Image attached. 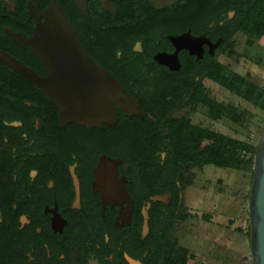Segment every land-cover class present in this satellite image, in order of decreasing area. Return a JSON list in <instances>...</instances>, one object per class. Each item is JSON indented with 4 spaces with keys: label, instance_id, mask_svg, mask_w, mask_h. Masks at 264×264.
Listing matches in <instances>:
<instances>
[{
    "label": "flooded vegetation",
    "instance_id": "obj_1",
    "mask_svg": "<svg viewBox=\"0 0 264 264\" xmlns=\"http://www.w3.org/2000/svg\"><path fill=\"white\" fill-rule=\"evenodd\" d=\"M53 1L85 51L134 97L141 116L115 109L111 124L103 118L97 127L62 125L40 88L0 62V264H145L150 228L148 216L144 234L142 208L156 204L164 222L174 192L158 167L130 163L126 149L113 148V137L123 131V120L143 116V101L162 107L165 94L173 106L169 116H183L176 113L186 106L192 78L203 81L193 67L218 60L223 35L233 41L230 22L240 0H185L162 8L149 0H108L110 10L100 0H80L86 13L74 0H0V51L39 77L47 71L26 42ZM204 4L207 25L191 18ZM184 34L197 42L176 46L172 38ZM111 45L118 48L115 56ZM104 159L110 163L101 166ZM146 184L153 190L142 201L139 221L135 189Z\"/></svg>",
    "mask_w": 264,
    "mask_h": 264
},
{
    "label": "trees",
    "instance_id": "obj_2",
    "mask_svg": "<svg viewBox=\"0 0 264 264\" xmlns=\"http://www.w3.org/2000/svg\"><path fill=\"white\" fill-rule=\"evenodd\" d=\"M202 8H205V4L195 9L191 13V18L202 25H207L211 18ZM230 25L231 35L237 33L244 35L247 46H253L255 40L264 39V0H240ZM115 36L116 33L110 34L112 39H115ZM230 38V34L223 35L221 48L226 50L229 56H233L235 43L230 41ZM109 48L115 56L117 46L111 45ZM203 64L193 67L195 72L201 74L203 81L192 78L191 93L187 97L186 106L190 110L198 106L203 107L211 121L228 120L240 128L244 126L247 133L242 139L239 137V130L235 137L221 134L192 123L187 114L173 119L169 116L173 106L167 105L171 102L168 98L170 94H165V97L160 99L165 103L162 107L160 104L154 105L152 102L143 101L141 105L143 116L128 121L123 120V131L113 137V148L126 149L130 163L136 165L144 163L158 167L166 185L174 192L173 200L166 207L169 215L164 222L158 221L156 213L159 212V208L155 207L156 204L150 203L151 208L147 210L150 233L143 242L147 251L145 264H198L194 261L193 253L185 246L178 245V239L173 240L172 237L178 221L183 222L190 218V214L185 212L183 207L177 209L180 201L178 194L185 185L191 184V181H187L184 176L185 172L192 168L203 169L205 166H213L230 171H247L252 174L255 145L251 143L249 134L255 127L257 116H252L250 112L239 106L217 100L211 95L205 81L228 92L236 93L242 100L251 102L260 110H264V91H258L257 87L245 77L229 72L228 67L219 60L209 58ZM129 67L134 70L138 68L137 64H131ZM148 115L156 119H149ZM159 151L165 153L164 159L156 154ZM176 181L179 182L177 188ZM152 190L147 184L140 186L137 191L135 189V216L139 221L141 220L139 208ZM204 218L208 219L206 215ZM237 231L241 232V229ZM246 235H248L247 231ZM118 260L122 261L121 258ZM114 261H117V258Z\"/></svg>",
    "mask_w": 264,
    "mask_h": 264
},
{
    "label": "water",
    "instance_id": "obj_3",
    "mask_svg": "<svg viewBox=\"0 0 264 264\" xmlns=\"http://www.w3.org/2000/svg\"><path fill=\"white\" fill-rule=\"evenodd\" d=\"M149 1L156 8H162L185 0ZM74 2L82 13H86L83 1ZM100 2L105 10L111 9L108 0ZM41 16L43 21L36 18L34 34L26 43L40 60L47 76H37L33 70L2 51L0 62L40 88L46 99L57 108L60 123L97 127L106 118L111 124L116 118L115 109L126 115L141 116L134 97L85 51L60 6L53 1ZM172 41L178 47H185L184 44L197 42V39L184 34L172 38ZM107 163L110 162L104 159L100 165ZM122 193L130 207L131 200L124 188ZM149 206L148 203L142 208L144 234L147 232ZM246 210L249 264H264V124L255 144Z\"/></svg>",
    "mask_w": 264,
    "mask_h": 264
},
{
    "label": "rangeland",
    "instance_id": "obj_4",
    "mask_svg": "<svg viewBox=\"0 0 264 264\" xmlns=\"http://www.w3.org/2000/svg\"><path fill=\"white\" fill-rule=\"evenodd\" d=\"M245 40L244 35L237 33L233 37L235 54L229 56L223 50L218 60L228 67L229 72L245 77L263 92L264 39L255 40L253 46H247ZM205 84L217 100L239 106L257 116L255 127L249 134L255 145L264 124V110L242 100L236 93L207 81ZM180 114H187L192 123L221 134L235 137L239 130L242 139L247 133L244 126L240 128L231 121H211L201 106L191 110L188 106L182 107L176 116ZM187 176L191 184L185 187L182 206L190 218L178 221L173 239H178V245L193 253L198 264H249L246 197L251 173L205 166L203 169L192 168ZM205 215L208 219L204 218Z\"/></svg>",
    "mask_w": 264,
    "mask_h": 264
},
{
    "label": "bare ground",
    "instance_id": "obj_5",
    "mask_svg": "<svg viewBox=\"0 0 264 264\" xmlns=\"http://www.w3.org/2000/svg\"><path fill=\"white\" fill-rule=\"evenodd\" d=\"M79 2V1H78ZM81 4V3H80Z\"/></svg>",
    "mask_w": 264,
    "mask_h": 264
}]
</instances>
